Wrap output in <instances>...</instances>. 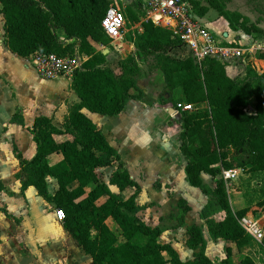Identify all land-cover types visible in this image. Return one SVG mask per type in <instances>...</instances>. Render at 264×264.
Instances as JSON below:
<instances>
[{"label":"trees","instance_id":"obj_1","mask_svg":"<svg viewBox=\"0 0 264 264\" xmlns=\"http://www.w3.org/2000/svg\"><path fill=\"white\" fill-rule=\"evenodd\" d=\"M190 2L199 17L213 8L232 30L261 36L263 47L256 51V57L264 59V28L248 15L227 8L226 0ZM0 4L8 47L17 55L27 57L37 51L65 56L76 49L87 55L71 82L80 101L69 106L62 127L47 116L37 117L31 129L36 153L31 159L19 153L18 158L25 177L21 189L33 186L46 202L64 211L65 230L94 264H215L197 224L186 230L192 259L182 260L171 243L161 242V227L147 224L139 215V183L103 129L83 111L115 116L131 99H141L139 62L150 56L162 71L169 93L180 88L181 101L206 105L184 111L179 150L186 158L185 175L191 186L204 190L202 175L214 178L210 194L224 215L215 220L202 214L212 236L225 241L221 264H230L234 255L251 244L254 237L240 223L248 208H233L226 183L218 174L222 169L247 165L264 171V70L259 73L247 62L243 76H231L225 62L211 57L196 62L168 28L149 19L140 22V15L146 12L139 0L124 7L126 20L142 26L141 32L128 37L135 50L124 58L114 55L117 60L112 63L107 58L109 52L104 54L95 45L107 47L111 43L101 22L108 7L122 6L121 0H0ZM57 29L68 41L60 39ZM251 98L255 100L253 114L244 110ZM12 120L22 121L20 113ZM57 154H62V159L51 164L50 159ZM114 163H118L117 168L107 183L97 170ZM48 176L57 182L52 194ZM109 185L120 192H132L124 198ZM3 189L5 184L0 179V193ZM188 210L184 205V212ZM3 211L0 208V213ZM108 218L116 222L119 232L111 229ZM237 264L257 263L245 255Z\"/></svg>","mask_w":264,"mask_h":264},{"label":"rangeland","instance_id":"obj_2","mask_svg":"<svg viewBox=\"0 0 264 264\" xmlns=\"http://www.w3.org/2000/svg\"><path fill=\"white\" fill-rule=\"evenodd\" d=\"M201 1L203 4H207V0ZM130 3V0H122L120 9L124 15V7ZM226 5L231 10H238L248 15L264 28V0H226ZM146 17V13L140 15V22ZM219 18L222 17L215 9L211 8L204 20H215V27L221 28L222 21ZM140 22L130 23L126 20L125 37L121 41L124 43L121 49L117 50L115 47L119 45V41L111 42L103 48L101 45H95V47L98 50H117V56L126 57L134 52L128 37L135 31L141 30ZM56 31L58 35L62 33L61 29ZM249 41V47H262L261 36L252 35ZM115 58L112 57L109 61L112 63L117 60ZM247 61L256 68L257 72H263L264 62L255 63L252 59ZM139 63L141 73L137 80L143 92L142 98L129 102L120 117L104 121L105 134L120 153L122 160L128 164L132 177L141 185L137 197V202L141 206L139 215L147 224L161 227V242H171L183 260L192 259V250L186 244V229L189 225L197 224L203 230L208 256L215 264H221L225 258V241L212 236L206 228L205 218L202 214L205 213L215 220H220L224 215L210 194L214 186V178L203 175L205 189L202 190L191 187L184 176L186 158L179 150V133L184 111L175 107V101L182 100L181 90L177 88L171 93L168 92L162 71L156 68V60L153 56L141 59ZM237 68H241V66L238 65ZM243 70L242 68L238 74L243 75ZM229 71L233 74L231 68ZM69 105L68 103V107ZM205 107V104L199 105L200 109ZM244 108L247 111H254L255 100L251 98ZM88 112L92 116L95 115L94 119L91 118L97 122V113ZM57 138L59 139V137ZM18 151L20 149L12 150L10 148L8 155L5 150L0 153V176L5 182V189L0 193V208L4 210L0 213L2 214L0 264L12 257L10 249L13 245H15V252L16 248L19 252L28 250V247L21 242L16 246L10 237L11 226L22 224L23 221H28L26 223L34 221L38 230L43 231L39 238L44 247L43 259L48 261L51 258L58 262L60 254L53 253L47 241L51 242L55 238V226L60 228L63 225V220L58 219L55 205L45 202L34 187L21 189L25 177L20 171L21 163L16 154ZM21 154L24 155L22 152ZM117 165L118 163H114L108 167L98 168L99 177L107 182ZM56 186L55 181L49 178L50 193L55 191ZM111 188L125 197L131 193L130 189L120 192L114 187ZM22 192H28L29 201ZM228 193L233 208L247 207L248 212L245 216L251 218L264 231V171H254L250 165L239 168L237 178L229 182ZM184 205L189 207L187 212H184ZM108 223L113 226L112 220H109ZM17 232L19 233V228ZM245 255L251 256L257 264H264V237L261 240L254 238L249 246L242 249L241 253L231 258L230 264H237Z\"/></svg>","mask_w":264,"mask_h":264},{"label":"crops","instance_id":"obj_3","mask_svg":"<svg viewBox=\"0 0 264 264\" xmlns=\"http://www.w3.org/2000/svg\"><path fill=\"white\" fill-rule=\"evenodd\" d=\"M207 14L200 18L202 22L205 23L217 37H220V38L222 37L229 41H232L235 37H237L236 35L243 33L241 31L238 32V31L232 30L229 27L227 20L222 16H220L222 17L221 19L219 18L222 21V25H221L222 27L221 28L215 27V20H211V21L204 20ZM141 31H142V26H141V30H139L138 32H141ZM59 37L63 41H68L65 38L63 31L59 35ZM250 39L251 38H249L248 40H242L241 43L249 44ZM244 41H248V42H244ZM131 45H132V48L135 50V46L132 42H131ZM255 47H257L259 50L261 46H252L251 49L253 51L248 56V59L254 60L255 63L264 62V59H258L256 57L257 48ZM262 47H263V42H262ZM116 53H117V50L110 51L109 49V54L107 58L111 59L114 55H116ZM238 65H240L241 68H237ZM230 68L233 70V74L230 73L229 71ZM242 68L244 69L245 66L242 65L241 63H238L234 65H228L227 71L229 75L236 76V74L239 75L238 72H240ZM242 74L244 75V72H242ZM243 75H240V76H243ZM71 82L72 80H69L64 77H59L53 80L42 78L35 72V70L32 68V66L26 60L25 57H21L17 55L16 53L12 52L9 49L7 40H6V33L4 29V18H3V15L0 14V153L2 152V150L3 151L5 150V153L8 155V149L12 148V150H15L17 148V149H20V151L16 152L17 156L19 155V153L21 154L22 152L24 153V155L22 154L21 155L24 159H31L35 155L36 150H37L36 143L33 139V134L31 131L35 119L39 116H47L52 120V123L54 125H56L57 127H62L65 117L68 114V109H69L68 103L71 105L75 102L80 101V99L78 98L74 90L72 89ZM131 101H134V99H131L130 101H128V103ZM124 110L120 114L115 115V116L97 113L96 123L104 131L103 122L106 121L107 119H113V118L120 117L123 114ZM83 111L90 118L92 117L94 119L95 115L92 116L91 114H89L88 112L89 110L84 108ZM17 112L20 113L22 121L12 120L14 117V114ZM61 159H62V154H57L50 159V163L54 164L60 161ZM18 160L20 162L19 158ZM124 164L129 170L128 164H126L125 162ZM184 168H185V165H184ZM203 175H207V174H203ZM184 176L186 179L185 169H184ZM49 178H52L57 184L56 179L51 176L47 177V182ZM0 179L4 181L2 176H0ZM108 182H109V179L107 183ZM109 186L110 188L114 187L115 189H117V187L114 185H109ZM29 187L31 186H28V188ZM56 189H57V186H56ZM140 190H141V185H140ZM112 191L116 192L114 190ZM22 193H24L26 195L25 197L28 199V194H27L28 192H22ZM123 197L126 198L125 196ZM136 201H137V198H136ZM138 205L140 206V204ZM1 217H2V214H0V221H1ZM109 220L113 221V226H111L108 223ZM26 222L28 221H23L22 224L21 223L16 224V225L11 224L12 232L10 231L9 232L11 233L10 237L13 239L14 244L16 243V246L20 244L21 242L25 244L26 247H28V250L24 252H19V250L16 248V252H15L14 251L15 245H13L10 249L12 257L9 258L3 264H94L91 256L86 254L84 250L77 245L75 240L65 230L63 225H61L60 228H57L55 226V231H56L54 233L55 238H53L51 242L47 241V243L50 244L51 251L53 253L57 252L60 254L59 256L60 259L58 260V262H55L51 258L48 261L44 260L43 259L44 247L41 245V241L39 240L40 236L43 234V231L38 230V227L36 226L34 221H30L29 223H26ZM107 223L111 227V229L119 232V228L116 222L112 218H108ZM18 228H19V233L17 232ZM4 239H7V238L4 237ZM192 256H193V251H192Z\"/></svg>","mask_w":264,"mask_h":264},{"label":"built area","instance_id":"obj_4","mask_svg":"<svg viewBox=\"0 0 264 264\" xmlns=\"http://www.w3.org/2000/svg\"><path fill=\"white\" fill-rule=\"evenodd\" d=\"M122 1V0H121ZM132 2V0H130ZM147 17L155 25L168 28L172 37L180 40L196 62L200 63L206 57L215 58L228 65L241 63L247 64L248 55L253 51L250 44L241 43L248 40L252 35L241 33L232 41L217 37L210 28L202 22L201 18L194 12L190 0H139ZM102 27L105 33L112 39L111 42L119 41L115 46L117 50L122 48L124 42V28L126 17L120 7L111 4L102 19ZM102 48L105 47L101 45ZM248 54V55H247ZM35 72L45 79H57L64 77L72 80L74 72L81 67L87 55L80 53L77 49L72 55L61 56L56 53L34 52L25 57ZM181 111H193L199 108L198 104L179 101L175 106ZM253 114L254 111H247ZM239 168L222 169L220 177L226 183L234 181L238 176ZM58 219L64 220L65 214L62 209H56ZM243 228L255 239L264 237L263 229L248 216L240 219Z\"/></svg>","mask_w":264,"mask_h":264},{"label":"water","instance_id":"obj_5","mask_svg":"<svg viewBox=\"0 0 264 264\" xmlns=\"http://www.w3.org/2000/svg\"><path fill=\"white\" fill-rule=\"evenodd\" d=\"M108 52H109V49H104V50H103V53H104V54H108Z\"/></svg>","mask_w":264,"mask_h":264}]
</instances>
